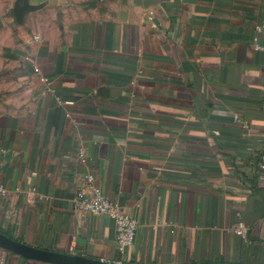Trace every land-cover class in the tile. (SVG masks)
<instances>
[{
  "label": "crops",
  "instance_id": "0c3cea01",
  "mask_svg": "<svg viewBox=\"0 0 264 264\" xmlns=\"http://www.w3.org/2000/svg\"><path fill=\"white\" fill-rule=\"evenodd\" d=\"M29 2L19 24L0 0V232L114 263L264 264V0ZM89 173L138 221L123 252L75 208Z\"/></svg>",
  "mask_w": 264,
  "mask_h": 264
},
{
  "label": "built area",
  "instance_id": "2783aa9c",
  "mask_svg": "<svg viewBox=\"0 0 264 264\" xmlns=\"http://www.w3.org/2000/svg\"><path fill=\"white\" fill-rule=\"evenodd\" d=\"M256 30L264 35V27L258 26ZM255 48L264 51V44H259L257 38L255 39ZM79 158L83 162H87V157L83 150H79ZM258 173L260 182L264 187V144L259 157ZM0 194L5 196L7 190L0 187ZM74 203L76 210L79 212L95 216H107L114 221L116 243L119 251L123 252L134 244L138 221L125 213L119 206L113 204L108 197L96 188L92 174L89 173L84 176V186L76 192ZM245 231L243 225L240 224L236 232L239 235H243ZM0 264L6 263L0 259Z\"/></svg>",
  "mask_w": 264,
  "mask_h": 264
},
{
  "label": "water",
  "instance_id": "95a60500",
  "mask_svg": "<svg viewBox=\"0 0 264 264\" xmlns=\"http://www.w3.org/2000/svg\"><path fill=\"white\" fill-rule=\"evenodd\" d=\"M39 7L30 4L29 0H17L14 7V15L19 24H22L25 16L38 10ZM0 249L15 254L29 261H35L45 264H125L95 260L79 255H70L55 251L44 250L33 247L0 232ZM212 264V263H208ZM228 264V263H220Z\"/></svg>",
  "mask_w": 264,
  "mask_h": 264
}]
</instances>
